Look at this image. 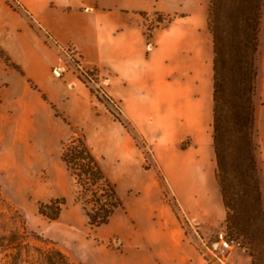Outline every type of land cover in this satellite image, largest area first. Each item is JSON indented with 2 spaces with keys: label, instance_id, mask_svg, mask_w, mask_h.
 Wrapping results in <instances>:
<instances>
[{
  "label": "crops",
  "instance_id": "obj_1",
  "mask_svg": "<svg viewBox=\"0 0 264 264\" xmlns=\"http://www.w3.org/2000/svg\"><path fill=\"white\" fill-rule=\"evenodd\" d=\"M14 1L30 17L0 0V51L23 71L21 75L0 59V141L22 133L21 123H28L27 133L45 134L49 114H55L52 106L84 129L96 123V114H108L81 80L53 75L57 47L46 43L49 35L57 45L75 48L145 140L167 136L172 148L190 141L180 152L186 158L175 160L184 192L179 204L197 225L223 218L211 136L213 49L207 0ZM155 13L171 19L152 28L148 37L143 14ZM51 121L56 125L59 120ZM9 154L7 147L0 150L5 159L0 161L1 184L12 167ZM122 159L132 171L133 159L123 154ZM260 191L264 209V172ZM115 232L120 247L92 245L87 264H207L159 196L145 200L137 211L127 207Z\"/></svg>",
  "mask_w": 264,
  "mask_h": 264
},
{
  "label": "rangeland",
  "instance_id": "obj_2",
  "mask_svg": "<svg viewBox=\"0 0 264 264\" xmlns=\"http://www.w3.org/2000/svg\"><path fill=\"white\" fill-rule=\"evenodd\" d=\"M207 2L209 11L210 2L209 0ZM154 16L157 17L155 14L151 17H143L144 28ZM160 17L161 24L154 27L163 25L169 18L161 15ZM261 26L262 31H259L260 40L255 58L256 78L252 96L254 123L251 134L259 190L260 172H264V157L260 155L261 153L264 155V0ZM145 33L150 35L146 28ZM57 55L58 52L56 65L64 63L66 67L63 74L81 80L93 91L98 90L97 95L103 98L101 97V101L97 100V105L108 114H96V123L86 129L73 126L63 114L60 115L69 122V125L60 117L49 114L45 134H35V131H32V134L27 133L28 123H21L18 126L24 130L22 133L10 136L7 143L0 141V150L6 147L10 150L8 158L12 163L7 180L0 183V234L19 228L24 222L27 231L35 232L48 242H53L74 264H87L88 258L92 257V245L105 244L120 247L119 235L115 230L120 225L121 216L126 214L127 207L137 211L142 208L145 200L159 196L173 213V206L177 208L174 214L178 216L177 219L188 242L199 251L205 261L208 258L206 247L214 243L217 234L223 231L228 237L240 242L239 248H233L227 253L228 264H264V242L258 236H255L251 242L243 232L229 228L226 223L224 205L225 215L221 219L218 218L213 222L201 220L199 225L188 221L178 200L180 198L183 201L184 192L181 172L176 167L175 160L182 161L186 158L180 152L189 145L190 141L184 139L172 148L173 146L167 143V136H164L162 142L145 140L127 117L119 111L120 104L106 100L105 93H99L98 77H94L90 71L86 75H80L71 61L62 58L64 60L60 62ZM90 69L92 68H88ZM228 76L227 74V78ZM226 88L227 90L231 88L229 79L226 82ZM53 117L59 120L56 125L51 121ZM34 126L35 124H32V129ZM74 131L84 135L87 145L105 176L115 185L122 199L123 206L115 211L107 224L99 227H91L80 206L74 202V184L59 159L61 144L66 142ZM242 153V147L234 142L230 149L229 169L233 185L237 186L238 210L241 216L246 217L252 210L251 201L248 199L252 188H247L248 192L241 189L247 176L239 177V170L244 169L240 163ZM122 154L133 159L132 171H128ZM257 158L262 161L260 165L257 163ZM3 160L5 159L0 158V161ZM213 162L216 170L215 157ZM60 197L66 198V204L57 220L49 221L37 212L38 202H47L52 198ZM32 243L40 245L37 241L32 240ZM1 259L0 254V264ZM206 263L208 264L207 261ZM212 263L217 264L211 261Z\"/></svg>",
  "mask_w": 264,
  "mask_h": 264
},
{
  "label": "trees",
  "instance_id": "obj_3",
  "mask_svg": "<svg viewBox=\"0 0 264 264\" xmlns=\"http://www.w3.org/2000/svg\"><path fill=\"white\" fill-rule=\"evenodd\" d=\"M6 2L14 10L30 17L23 7L12 3L14 0ZM209 2L207 25L213 49L211 129L216 162L215 178L226 209L228 227L243 232L251 242L255 236L264 242V211L251 138L254 123L252 96L256 78L255 58L263 0H209ZM155 15L158 20L161 19L160 14ZM170 19L171 17L168 18ZM0 59L5 65L23 75V71L2 51ZM228 79L231 88L227 90ZM28 83L34 87L30 80ZM89 90L98 101H101L103 96L97 95V89ZM105 97L111 101L106 94ZM52 108L54 115L69 125L53 106ZM229 112L231 114H228ZM234 142L243 149L240 163L245 170H239V177L247 175L241 189L248 192L246 189L252 188V193L248 196L252 210L246 217L241 216L238 210L237 186L233 185L229 169L230 149ZM59 159L74 184L73 200L80 206L88 224L91 227L107 224L115 211L123 206L122 199L115 185L105 176L84 135L74 131L68 140L61 144ZM65 204V197L52 198L47 202H38L37 212L49 221H55ZM173 211L176 214L175 206ZM32 240L39 242L40 245L32 243ZM0 254L1 264H74L53 242H48L35 232L27 231L24 222L19 228L0 234Z\"/></svg>",
  "mask_w": 264,
  "mask_h": 264
},
{
  "label": "built area",
  "instance_id": "obj_4",
  "mask_svg": "<svg viewBox=\"0 0 264 264\" xmlns=\"http://www.w3.org/2000/svg\"><path fill=\"white\" fill-rule=\"evenodd\" d=\"M148 24L145 25V28L148 32L151 31V29L154 27V25H159L161 24V21L157 20V17L154 16L147 22ZM149 37V33L147 34ZM45 41L48 44H52L53 46L57 47V52H58V60L62 62V58H66L67 60L71 61L74 66L75 70L79 72L80 75H86L88 71L90 73H93L92 75L94 77H98L96 71L90 69L88 70L80 60V56L77 54V51L72 45H66V46H59L56 44V42L49 36L45 35ZM152 47V43L148 40L146 43V48L147 50H150ZM66 67L65 64H57L52 68V73L55 76H62V74L65 72ZM103 84L107 85L109 83V78L105 77L102 79ZM99 93L103 94L105 93L102 89L101 86H99ZM97 93V92H96ZM119 111L123 113L121 109ZM240 247V242L230 238L226 235L225 232L221 231L217 234V239L215 240L214 243H212L210 246L206 247V256L208 264H211V261L217 263V264H228L226 261V255L227 253L232 250L233 248H239ZM213 264V263H212Z\"/></svg>",
  "mask_w": 264,
  "mask_h": 264
}]
</instances>
